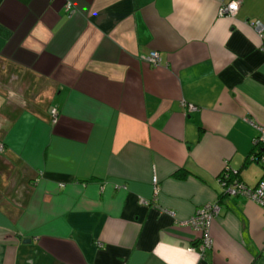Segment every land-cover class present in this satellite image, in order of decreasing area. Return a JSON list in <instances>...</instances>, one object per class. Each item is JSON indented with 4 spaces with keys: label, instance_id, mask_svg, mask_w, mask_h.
Here are the masks:
<instances>
[{
    "label": "crops",
    "instance_id": "0c3cea01",
    "mask_svg": "<svg viewBox=\"0 0 264 264\" xmlns=\"http://www.w3.org/2000/svg\"><path fill=\"white\" fill-rule=\"evenodd\" d=\"M221 3L0 0V264H264V205L221 182L264 180V0Z\"/></svg>",
    "mask_w": 264,
    "mask_h": 264
},
{
    "label": "built area",
    "instance_id": "2783aa9c",
    "mask_svg": "<svg viewBox=\"0 0 264 264\" xmlns=\"http://www.w3.org/2000/svg\"><path fill=\"white\" fill-rule=\"evenodd\" d=\"M242 0H222L220 5L219 13L221 15L234 14L241 5ZM68 10H73L72 3L70 1L66 4ZM252 26L256 31L264 37V24L260 20H255L251 22ZM147 59L150 63L158 65L161 62V57L158 49H151L147 55ZM187 106L188 110L197 109L198 106L193 103L183 102ZM59 115V110L57 107L51 108V116L54 121L57 120ZM260 132L256 138V143L264 142V126L260 127ZM4 149V143L0 141V151ZM252 157L255 159L259 158L264 162V150L259 151L258 155L252 154ZM232 169V168H231ZM230 169L229 165L226 164L225 168L222 171L221 182L224 186L226 194H243L249 196L260 204L264 205V180H261L256 186H250L242 181V179L236 177V169ZM235 175V176H234ZM154 181H157L155 177ZM143 201L147 202L145 198H142ZM220 211V204L218 202H206L202 207L198 208L195 214L190 217L189 222L198 229L201 230L200 244L199 247L202 251H205L207 248L212 247L213 237L210 233V223L211 220L218 216ZM194 248V247H193Z\"/></svg>",
    "mask_w": 264,
    "mask_h": 264
},
{
    "label": "trees",
    "instance_id": "16d2710c",
    "mask_svg": "<svg viewBox=\"0 0 264 264\" xmlns=\"http://www.w3.org/2000/svg\"><path fill=\"white\" fill-rule=\"evenodd\" d=\"M260 146L261 147V150L260 151H263L264 150V143H256V146ZM255 153V155H258V153H259V151H253L251 154H250V156L252 155V154H254ZM255 159H257V160H260L259 158H256L255 157ZM262 162V161H261ZM263 164H264V162H262ZM180 174L179 175H184V173L185 172H182V171H180L179 172ZM235 176V175H234ZM236 177H238V175H236Z\"/></svg>",
    "mask_w": 264,
    "mask_h": 264
},
{
    "label": "water",
    "instance_id": "95a60500",
    "mask_svg": "<svg viewBox=\"0 0 264 264\" xmlns=\"http://www.w3.org/2000/svg\"><path fill=\"white\" fill-rule=\"evenodd\" d=\"M256 186V185H255Z\"/></svg>",
    "mask_w": 264,
    "mask_h": 264
}]
</instances>
